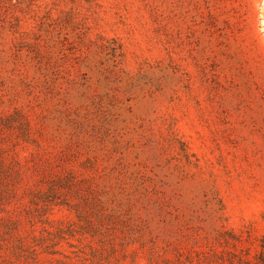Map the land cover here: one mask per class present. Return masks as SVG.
Here are the masks:
<instances>
[{"label": "rangeland", "instance_id": "374dc122", "mask_svg": "<svg viewBox=\"0 0 264 264\" xmlns=\"http://www.w3.org/2000/svg\"><path fill=\"white\" fill-rule=\"evenodd\" d=\"M144 165L174 213L203 220L201 236L221 226L252 258L264 251V0H0V264H179L208 251L211 239L176 241L153 223L151 260L136 236L148 211L122 206Z\"/></svg>", "mask_w": 264, "mask_h": 264}, {"label": "trees", "instance_id": "16d2710c", "mask_svg": "<svg viewBox=\"0 0 264 264\" xmlns=\"http://www.w3.org/2000/svg\"><path fill=\"white\" fill-rule=\"evenodd\" d=\"M111 45L113 46L112 57L114 58V62L117 63V60L120 58L122 59L124 54L121 51V45H118L116 41L113 40ZM118 52L120 53L118 54ZM32 53L34 54V61L37 62L40 69H43L47 75H50L55 81L60 78V70L54 68V65L51 64V58H48L39 49L33 50ZM104 75H106V79H113V81L118 83L122 81L120 75L114 71H107ZM111 101L113 103L112 105L119 103L116 96H112ZM25 124L29 126L26 121ZM26 134H29V132L27 131ZM169 142L170 145L176 143L181 144V152L179 153L182 157L181 160L185 161L187 165H195V167H197V164L192 162V156L187 151L185 145L173 132L171 133ZM155 177H157V175L154 173L153 168L149 170L147 165L142 166L141 169L137 170L130 177V179L134 181L133 185L135 186V190L131 195H127L123 198L124 204L122 203V206H127L126 208L128 211L136 210L137 213L148 211L146 219L141 217V213L139 214L138 222L140 223V227L136 236L148 244L151 260L162 258V251L158 246L162 233H160L161 231H157L160 230V228L154 229L152 224L155 223L157 226L161 224L173 226L174 232L171 234V237L176 241L185 237L191 240L194 245H198L201 240L211 239V246H209L210 249L208 251H195V255L189 254L185 257L184 261L179 259V264H194L195 262L197 264H264V251L252 258L249 250L242 246V235L235 233L233 230H227L221 226H217L211 233L212 238L201 236V229H199L200 227L197 226V224H200L203 220L195 218L185 219L184 216L174 213L162 191H159L158 187L152 186V183L155 182ZM117 179L121 181L120 173ZM208 189L209 190L205 193L207 199L206 203L211 206L212 215L216 222L220 223L225 220V205L215 185L208 186ZM151 210H154V212H151ZM170 245L171 244L168 243L166 247ZM217 247L222 248V250L219 251ZM262 247L264 249V243ZM176 249L177 252L180 253L179 257L181 258L183 255L180 252V248ZM163 252H167V250L163 248Z\"/></svg>", "mask_w": 264, "mask_h": 264}]
</instances>
